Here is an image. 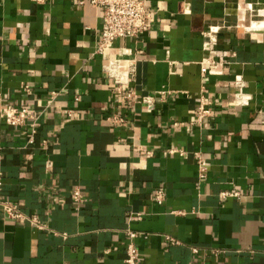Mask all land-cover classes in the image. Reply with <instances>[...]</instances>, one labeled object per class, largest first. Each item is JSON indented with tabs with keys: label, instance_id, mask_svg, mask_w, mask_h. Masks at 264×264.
<instances>
[{
	"label": "crops",
	"instance_id": "1",
	"mask_svg": "<svg viewBox=\"0 0 264 264\" xmlns=\"http://www.w3.org/2000/svg\"><path fill=\"white\" fill-rule=\"evenodd\" d=\"M79 1L0 0V108L42 111L33 143L0 118L1 197L46 225L0 207V264H125L128 229L138 264H264V32L242 12L264 0H145L150 29L108 53L136 59L130 89L153 97L151 111L116 91L98 52L102 10ZM203 94L213 112L198 123Z\"/></svg>",
	"mask_w": 264,
	"mask_h": 264
},
{
	"label": "built area",
	"instance_id": "2",
	"mask_svg": "<svg viewBox=\"0 0 264 264\" xmlns=\"http://www.w3.org/2000/svg\"><path fill=\"white\" fill-rule=\"evenodd\" d=\"M81 4L85 0L79 1ZM90 2L96 6H99L102 10L104 29L102 31L99 44L98 52L107 60V70L109 77L113 80L116 85V91L124 96L125 99L133 98L136 103L145 105L148 110H153V97L148 96H138L134 90L130 89V84L132 77L136 71V59L127 58H112L109 56L108 49H110L115 40L118 38H140L142 37L151 27L150 19L151 14L147 10L145 0H90ZM220 27L212 26L209 29L207 35V42L205 44V49L209 51L211 49V44L213 43L212 37L219 32ZM122 55H129L128 49L121 48ZM206 61V62H205ZM201 74L202 78L206 77L207 68L209 66H215L216 62L213 60V56H209L202 62ZM234 83L238 87L244 86V81L241 77H237ZM205 90V86H202ZM23 92L26 94L30 93L29 85L25 84L22 87ZM56 93L52 95V99L55 98ZM249 95L241 93L239 98L236 100V105H245L249 99ZM0 99L3 100L4 96L0 95ZM213 112L212 102L209 101L205 95H201L200 106L195 114V121L198 123L203 122V120L210 116ZM74 111L68 110L67 117H72ZM42 114V111L36 110L29 106H17L15 104L4 101L0 108V118L5 121V123L10 127H20L27 126L30 130L29 143L34 142L35 135L37 133L38 120ZM112 120L119 119L116 116L111 118ZM199 167L201 169V178H206V173L209 170V163L203 159L199 158ZM3 187L2 173H0V207L6 212V214L14 219H21L31 226L37 228H45V223L40 220L37 215H28L24 213L19 204L11 202L9 200H4L1 197ZM74 200L77 203L84 201V196L81 190L77 187L73 190ZM228 196H239L238 192H222L220 193L221 199H225ZM154 199L161 203L164 199V191L162 189H157L155 191ZM131 219H140L141 216H131ZM127 234L129 237V242L126 247V258L125 264H138L140 252L139 247L136 244V238L139 233L128 229ZM172 242H177L173 238H169ZM194 252H197V248H193Z\"/></svg>",
	"mask_w": 264,
	"mask_h": 264
},
{
	"label": "rangeland",
	"instance_id": "3",
	"mask_svg": "<svg viewBox=\"0 0 264 264\" xmlns=\"http://www.w3.org/2000/svg\"><path fill=\"white\" fill-rule=\"evenodd\" d=\"M242 9H243L242 12H245L247 14L245 25H249L252 20L257 21L259 26H262V24L264 25V22H263L264 21V6L263 5L261 6L252 5L250 7L249 4H243Z\"/></svg>",
	"mask_w": 264,
	"mask_h": 264
},
{
	"label": "bare ground",
	"instance_id": "4",
	"mask_svg": "<svg viewBox=\"0 0 264 264\" xmlns=\"http://www.w3.org/2000/svg\"><path fill=\"white\" fill-rule=\"evenodd\" d=\"M246 29L249 30V31H251V32H264V25L262 24V26H259L258 23H257V21H253Z\"/></svg>",
	"mask_w": 264,
	"mask_h": 264
}]
</instances>
